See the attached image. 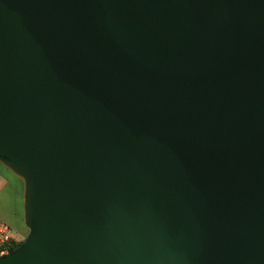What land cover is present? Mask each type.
<instances>
[{
  "label": "water",
  "instance_id": "1",
  "mask_svg": "<svg viewBox=\"0 0 264 264\" xmlns=\"http://www.w3.org/2000/svg\"><path fill=\"white\" fill-rule=\"evenodd\" d=\"M0 264H264V0H0Z\"/></svg>",
  "mask_w": 264,
  "mask_h": 264
},
{
  "label": "crops",
  "instance_id": "2",
  "mask_svg": "<svg viewBox=\"0 0 264 264\" xmlns=\"http://www.w3.org/2000/svg\"><path fill=\"white\" fill-rule=\"evenodd\" d=\"M0 220L10 226L16 244L28 233L24 223L22 180L1 164Z\"/></svg>",
  "mask_w": 264,
  "mask_h": 264
},
{
  "label": "built area",
  "instance_id": "3",
  "mask_svg": "<svg viewBox=\"0 0 264 264\" xmlns=\"http://www.w3.org/2000/svg\"><path fill=\"white\" fill-rule=\"evenodd\" d=\"M16 244L12 229L8 224L0 220V254H4Z\"/></svg>",
  "mask_w": 264,
  "mask_h": 264
},
{
  "label": "trees",
  "instance_id": "4",
  "mask_svg": "<svg viewBox=\"0 0 264 264\" xmlns=\"http://www.w3.org/2000/svg\"><path fill=\"white\" fill-rule=\"evenodd\" d=\"M16 244H14L10 249H12Z\"/></svg>",
  "mask_w": 264,
  "mask_h": 264
},
{
  "label": "rangeland",
  "instance_id": "5",
  "mask_svg": "<svg viewBox=\"0 0 264 264\" xmlns=\"http://www.w3.org/2000/svg\"><path fill=\"white\" fill-rule=\"evenodd\" d=\"M23 183V182H22ZM26 236V235H25ZM24 238V236L22 237V239Z\"/></svg>",
  "mask_w": 264,
  "mask_h": 264
}]
</instances>
